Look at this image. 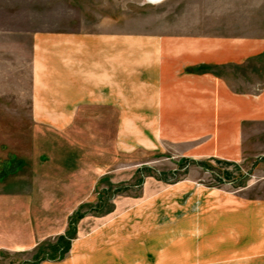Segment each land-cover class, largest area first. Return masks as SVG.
<instances>
[{
	"label": "crops",
	"instance_id": "crops-1",
	"mask_svg": "<svg viewBox=\"0 0 264 264\" xmlns=\"http://www.w3.org/2000/svg\"><path fill=\"white\" fill-rule=\"evenodd\" d=\"M32 37L34 147L45 151L16 169L33 171L27 190L9 187L15 169L0 164V252L57 241L80 213L67 256L41 264H175L179 255L178 264H203L207 252L218 264H264V202L256 211L231 204L223 218L215 210L206 230L199 214L159 217L157 197L168 189L152 179L143 197L114 199L110 214L84 212L103 182L115 186L94 170L127 153L179 146L189 157L242 162L245 127L264 124V85L255 91L252 81L264 40L61 30Z\"/></svg>",
	"mask_w": 264,
	"mask_h": 264
},
{
	"label": "rangeland",
	"instance_id": "rangeland-1",
	"mask_svg": "<svg viewBox=\"0 0 264 264\" xmlns=\"http://www.w3.org/2000/svg\"><path fill=\"white\" fill-rule=\"evenodd\" d=\"M55 30L264 40V0H165L160 3L149 0H0V164L11 162L8 165L14 167L13 177L8 179L12 183L7 184L14 191L27 190L33 172L16 169L28 162L32 164L35 153L43 150L35 152L34 147L32 36L38 31ZM253 70L256 91L264 85V61H255ZM244 137L245 158L228 166L218 159L183 155L179 146L154 152L139 150L115 161L110 159V170H94L95 179L105 174L120 189L115 190L109 181L103 182V189L94 192L93 210L87 207L84 212L94 216L110 214L117 198L141 197L143 184L152 179L166 184L168 189L157 197L159 217L171 214L181 221L188 214H199L204 217L202 225L206 230H212L218 214L215 210L222 211L221 218L228 216L231 204L234 209L238 203L239 209L256 211L261 208L260 202H264V124L246 126ZM110 138L113 154L112 128ZM240 166L243 170H231ZM194 185L202 189L199 197L191 188ZM98 198L105 202L102 207L97 203ZM177 221L174 225L181 226ZM224 223L228 230V224ZM77 233L60 242L59 239L45 241L29 253L0 252V264H41L64 259ZM211 245L209 241L207 247ZM195 254L198 255L189 253L183 259L191 260ZM206 255L203 264L219 263L213 261V254L207 252ZM175 259V264L181 263L182 256Z\"/></svg>",
	"mask_w": 264,
	"mask_h": 264
},
{
	"label": "trees",
	"instance_id": "trees-1",
	"mask_svg": "<svg viewBox=\"0 0 264 264\" xmlns=\"http://www.w3.org/2000/svg\"><path fill=\"white\" fill-rule=\"evenodd\" d=\"M80 217H81V214L78 213L77 216H75V217L71 220L70 228H69L67 234H66L65 236H63V237H60L59 240H58L59 242L65 240V239H69V238L74 237V235L76 234L75 224H76L77 220H78Z\"/></svg>",
	"mask_w": 264,
	"mask_h": 264
},
{
	"label": "bare ground",
	"instance_id": "bare-ground-1",
	"mask_svg": "<svg viewBox=\"0 0 264 264\" xmlns=\"http://www.w3.org/2000/svg\"><path fill=\"white\" fill-rule=\"evenodd\" d=\"M151 3H160L162 1H165V0H149Z\"/></svg>",
	"mask_w": 264,
	"mask_h": 264
}]
</instances>
